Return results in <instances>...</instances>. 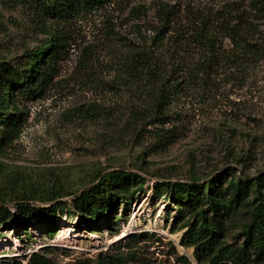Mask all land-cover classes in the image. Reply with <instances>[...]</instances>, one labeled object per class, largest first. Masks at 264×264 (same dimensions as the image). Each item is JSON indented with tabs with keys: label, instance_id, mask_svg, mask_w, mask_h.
Instances as JSON below:
<instances>
[{
	"label": "rangeland",
	"instance_id": "1",
	"mask_svg": "<svg viewBox=\"0 0 264 264\" xmlns=\"http://www.w3.org/2000/svg\"><path fill=\"white\" fill-rule=\"evenodd\" d=\"M225 1L113 0L63 26L65 53L54 80L42 95L20 100L21 137L0 152V202L14 208L18 198L32 196L46 205L40 199L52 192L70 201L101 171L138 173L146 183L112 222L89 227L66 210L56 224L1 225L0 260L27 264L34 251L50 247L53 264H90L105 252L126 255V264H177L182 255L197 264L194 248L181 245L185 230L173 231L176 205L165 190H154L168 179L264 171V24L259 53L245 70L222 68L212 88L184 89L165 106V125L154 121V92L130 84L125 71L130 55L155 37L160 6H176L184 16ZM50 26L32 0H0V60H26ZM226 240L239 245L244 238L230 228Z\"/></svg>",
	"mask_w": 264,
	"mask_h": 264
},
{
	"label": "trees",
	"instance_id": "2",
	"mask_svg": "<svg viewBox=\"0 0 264 264\" xmlns=\"http://www.w3.org/2000/svg\"><path fill=\"white\" fill-rule=\"evenodd\" d=\"M113 0H32L42 19L51 22L47 38L27 59L16 64L0 60V152L9 149L21 137L26 117L19 110L20 100L42 95L52 84L58 61L65 53L64 27L75 17L102 7ZM5 2V0H3ZM156 35L148 48L132 53L125 71L130 84L154 92V121L169 120L165 106L184 89L212 88L220 69L241 72L247 60L259 53L258 40L264 24V0H226L217 9L191 11L183 16L176 6L157 10ZM146 179L138 173L114 170L99 172L94 183L75 194L70 201L52 192L41 198L16 200L14 208L0 202V226L12 224L28 229L35 222L56 224L60 213L73 211L81 223L93 227L102 218L116 220L120 208L127 209ZM176 205L173 231L185 230L181 245L194 248L197 264L264 263V171L237 175L220 171L208 178L158 182L156 195H164ZM230 228L238 229L242 244L228 243ZM142 233L131 240L137 241ZM55 249L34 251L27 264H53ZM90 264H126L123 254L105 252L87 260ZM177 264H193L187 256H178ZM0 260V264H16ZM82 264H85L83 262Z\"/></svg>",
	"mask_w": 264,
	"mask_h": 264
}]
</instances>
